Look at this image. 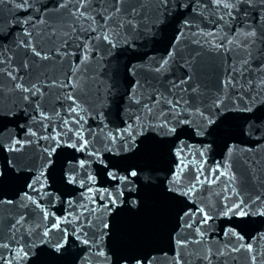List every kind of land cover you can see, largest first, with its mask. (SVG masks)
Instances as JSON below:
<instances>
[{"label": "snow or ice", "instance_id": "obj_1", "mask_svg": "<svg viewBox=\"0 0 264 264\" xmlns=\"http://www.w3.org/2000/svg\"><path fill=\"white\" fill-rule=\"evenodd\" d=\"M0 6L12 13L0 19V264H159L154 252L264 264V196L229 162L251 151L241 143H264V0ZM169 30L166 55L131 63L139 41ZM182 37L222 55L214 93L180 55ZM231 131L246 140L225 139L206 167ZM154 212L143 239L121 246L125 221Z\"/></svg>", "mask_w": 264, "mask_h": 264}, {"label": "water", "instance_id": "obj_2", "mask_svg": "<svg viewBox=\"0 0 264 264\" xmlns=\"http://www.w3.org/2000/svg\"><path fill=\"white\" fill-rule=\"evenodd\" d=\"M12 13L8 10V8H4L0 6V19H10ZM173 33L169 30L166 34L160 33L155 40H141L138 42V51L141 53V59L132 60L131 63H143L148 59V57H156L166 55V48L170 49L169 40L172 37ZM231 38V37H230ZM182 42L179 45L180 55L185 59H191L193 63L197 66L196 79L202 86V90H207L211 93L216 91V88L219 87V81L224 79V63L222 55H217L216 52L211 51L205 45L204 49H200L197 45H194L185 38H181ZM259 47V45H258ZM147 55L144 56L143 54ZM232 54L229 53V57ZM121 63L128 62V55L125 54L120 57ZM228 63H231V59H229ZM49 73L52 74L55 72L53 67H49ZM141 74L144 76H150V73L147 69H143ZM181 70L175 69V75L180 76ZM131 78V77H129ZM206 86V87H205ZM228 131V125L226 124L223 128L218 130L217 135L222 136ZM229 135L231 138H229ZM229 135H225L221 138L217 139V145L205 159L207 160V166H214L216 161H221L224 159V140L228 139L229 143L233 141H245V137H241L238 132L231 131ZM199 138H195L190 141L194 146H198L197 141ZM241 148H250L251 151H238L234 154L233 157L230 158L229 162L233 163L235 173L238 177H247L250 182V186L254 185L252 188L251 194L253 196L259 194L264 196V187H261V184L264 183V143L261 145H256L251 141H246L245 143L240 144ZM232 174L231 172L229 173ZM215 191H219V187L213 186ZM157 213L154 212L144 219L137 222V224L132 225L129 222L125 221V227L123 229L124 235L121 237L119 243L123 247H132L139 243L144 235L146 234L147 227L150 223L156 218ZM219 223V222H217ZM156 247H159L157 245ZM166 250L167 246H164ZM154 255L160 257L159 264H168V261L165 260L163 256L158 252H154ZM169 251V255H170ZM246 253L239 254V259L236 264H247L246 261ZM223 264H233L231 258H228Z\"/></svg>", "mask_w": 264, "mask_h": 264}]
</instances>
